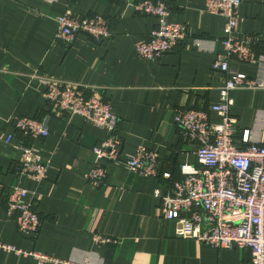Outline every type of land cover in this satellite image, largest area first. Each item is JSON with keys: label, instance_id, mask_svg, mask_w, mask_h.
Instances as JSON below:
<instances>
[{"label": "crops", "instance_id": "0c3cea01", "mask_svg": "<svg viewBox=\"0 0 264 264\" xmlns=\"http://www.w3.org/2000/svg\"><path fill=\"white\" fill-rule=\"evenodd\" d=\"M136 0H0V128L12 144L0 142V243L39 251L62 259H88L94 264H251L248 249L215 248L175 235V222L161 219L155 187L168 192L163 172L181 178L180 166L197 164V143L175 122L177 108L206 110L219 101V85L228 77L212 68L225 54L224 15L205 10L206 0H168L170 19L185 23L191 34L157 60L142 59L135 43L155 28L153 16L136 12ZM100 13L112 36L97 42L80 33L66 43L56 36L57 17ZM238 14L241 35L254 36L264 53V0H242ZM231 68L249 77H264L263 62L230 58ZM76 82L110 102L118 118L125 155L140 145L159 153L160 174L144 176L122 163L100 161L107 170L104 184L94 186L83 174L97 160L92 147L106 131L91 121L51 110L43 77ZM235 144L264 145V89L233 92ZM45 118L48 136L25 137L15 118ZM47 117V118H46ZM250 130V140L243 133ZM23 143L50 160L41 182L19 176ZM28 190L42 223L36 236L21 234L7 216L6 198L13 185ZM100 234L116 240L94 241ZM0 264H37L34 257L0 248Z\"/></svg>", "mask_w": 264, "mask_h": 264}, {"label": "built area", "instance_id": "2783aa9c", "mask_svg": "<svg viewBox=\"0 0 264 264\" xmlns=\"http://www.w3.org/2000/svg\"><path fill=\"white\" fill-rule=\"evenodd\" d=\"M241 2L205 1L207 12L219 13L226 18L222 41L226 53L218 54L212 64L214 70L228 74L218 87L219 101L211 106L220 120H210L206 110H175L174 119L182 134L197 143V164H182L181 178L174 177L169 171L163 172V178L169 181L168 192L163 193L160 187H155L152 194L161 199V219L175 222L177 237L197 240L215 248L248 249L251 264H264V145L252 142L246 148L237 147L236 120L231 113L235 105L233 92L264 89V77H249L230 66L231 57L243 62L264 63V53H257L253 46L257 39L239 32ZM131 5L136 12L156 19V26L148 37L135 43L137 53L144 60H157L191 34L185 23L170 19L171 4L168 0H136ZM57 23L56 36L66 43H71L80 33L97 42L113 33L108 18L100 13L77 16L66 12L57 17ZM43 82L44 94L53 112L81 116L106 131L101 142L92 147L97 160L83 174L85 180L96 187L104 184L107 178L104 161L122 163L144 176L160 174L157 150L140 145L130 154L123 153L122 138L118 133L119 120L110 102L88 92L76 82L52 76L43 77ZM14 121L16 128L27 138L34 140L49 134L45 118L18 117ZM12 138V134H6L0 128V142L12 144ZM249 140L250 130L247 129L243 133V141ZM19 148V176L38 182L44 180L50 160L31 144L23 143ZM6 212L21 234H38L42 219L34 203L28 200V190L24 186H12L6 198ZM93 239L99 244L116 242L100 234H95ZM0 248L32 256L37 264H94L88 259H62L10 244L0 243Z\"/></svg>", "mask_w": 264, "mask_h": 264}]
</instances>
